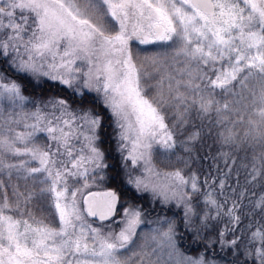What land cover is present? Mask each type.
Here are the masks:
<instances>
[{
  "label": "snow or ice",
  "instance_id": "snow-or-ice-1",
  "mask_svg": "<svg viewBox=\"0 0 264 264\" xmlns=\"http://www.w3.org/2000/svg\"><path fill=\"white\" fill-rule=\"evenodd\" d=\"M0 64L17 76L0 72V100L21 109L0 125V264H264V0H0ZM49 81L70 96L24 94ZM97 108L126 152L121 185L179 206L205 252L187 254L175 219L144 232L148 209L91 191L109 179ZM213 128L225 168L201 178L192 153Z\"/></svg>",
  "mask_w": 264,
  "mask_h": 264
},
{
  "label": "rangeland",
  "instance_id": "rangeland-1",
  "mask_svg": "<svg viewBox=\"0 0 264 264\" xmlns=\"http://www.w3.org/2000/svg\"><path fill=\"white\" fill-rule=\"evenodd\" d=\"M161 46L162 45H160V44H155V45H139V47H135L134 46V49L140 50V53H141L142 56H150V55H154L155 54V51L157 50V47L160 48ZM147 48H149V50H151V52L148 55H145L146 53H148V49ZM162 50H164V46H162V48L159 51H162ZM169 51H171V50L169 49ZM156 52H158V51H156ZM77 63L80 64L79 61ZM4 70H5V66L3 64H0V72H4V74L7 77L11 78V76L15 74L12 71H4ZM11 79H16V76H12ZM39 82L40 83H43L44 81H39ZM47 83L56 84L57 87H58L57 89L64 88V90H67L69 93H71V90L70 89H67L66 86L60 85L56 81H49ZM24 94L26 96H28L30 98V100H34L35 99V97H33L32 95H30V94H28L26 92ZM57 95L58 94L55 93V92L54 93H51V96L48 95L45 100H47L49 98H52V97H58ZM92 95H94V94H92ZM40 101L41 100H37V104H39ZM28 104H30V105L27 106ZM31 105H33V104L32 103H26L24 105V107H23V111L24 112H32V111H35V107L33 106L34 107L33 108ZM0 108H3V113H0V125L4 124V122L7 121L8 114L11 113L12 116H13V118L16 119V118H18L17 114L21 111V109H19V108H13L12 106H10V104L8 102L3 101V100H0ZM97 111H99L101 113V115L103 117V120H104V125H105V127L107 129V131H105V132H104L105 128L102 129V136H101V140L103 141V143L101 144V148H102V150L105 153V162L108 165H111L112 164L113 166H116L117 169L120 170L121 175H122V179H123L125 177V164L127 163V161L124 159V157L126 156V152L122 153L119 150L118 141H117V129L114 126L112 119L107 114L106 110L103 109V108H97ZM249 114H246V116H245L246 119L248 118V115ZM253 118H255V117H253ZM11 127H13L16 131H24L25 130L22 126H18V125H15V124H12ZM205 128H207V124H205ZM239 130L240 131H243V129H239ZM213 133H214V136H215L216 135V129L215 128H213ZM186 135H187V132L185 130H182L181 134H178L177 135L176 139H177L178 147L175 150L176 153H177V155L183 156L185 158H187V155H186V153H184L183 151L180 150L179 144H180V142L183 139L186 138ZM104 144H108L109 146L112 147V149H113L114 152H111V154L114 156V160H113V158L112 159H108L106 157V152H105L106 149H105ZM215 144H216V146L214 145V148L216 149V147H217L219 153L224 152V151H228V149L226 147H222L218 143V141L216 139H215ZM241 151L243 153H245V150L241 149ZM247 151H248V155H249V154H251V151L252 150L249 151V149H248ZM257 151H258V148H257ZM236 153H237V151H236ZM193 155H194V152L192 153V156ZM162 159H163V157H157L155 155V148H154L153 163H155L158 168H163L164 167V165L160 163V160H162ZM174 159H175V157H173V160ZM210 159H211V157H210ZM194 160L195 159L193 158L191 160V162H190L191 163V170L192 171H194V169H192V167H193V161ZM106 171L108 173L109 179L106 180V181H104V182H99L97 185H94L92 189H96V188H106L109 185V183L111 181V177L114 174L112 173V171H109L108 169ZM214 172H216V170ZM233 172H235V171H233ZM242 173H243V170H242ZM240 175H241V171H240ZM241 178H242L241 184H243V176H241ZM127 189H128V186L127 185H122V190H123L122 196L123 197H122L121 201L124 202V203H132V204H135V205L143 206L144 208L148 209L149 212H150V215H147L146 216V220L148 221V223H146L144 225H141V229L144 232L151 231L152 228L157 227V225L154 223V221L158 217L159 218H165V217L172 218V219H175L177 221V225H178V228H179V231H180V235L182 236V234H183L184 241H182V243L185 245L184 250L187 252L188 255L197 256L201 252H205L206 251L205 248H204V246L201 245V243L196 244V245H193V243H192V241L190 239V233L187 232L183 228V226L181 225V223H180L183 213H182V210H181V208L179 206H175L174 204L163 205V204H160L158 202L152 201V197H151V195L149 193H144V194H140V195L134 196L133 195V191H129ZM150 202L155 207V211H151ZM157 210L159 211V213H156L155 214V212ZM87 219H88V221L90 223H93V226H98V223L99 222H96L92 218H87ZM212 222L215 223V225H218L216 221H212ZM103 223L107 224L109 222H103ZM113 227H115V225H113ZM208 229H211V228H208ZM138 231H139V229H138ZM215 238L216 237H214V239ZM185 242H186V244H185Z\"/></svg>",
  "mask_w": 264,
  "mask_h": 264
},
{
  "label": "trees",
  "instance_id": "trees-1",
  "mask_svg": "<svg viewBox=\"0 0 264 264\" xmlns=\"http://www.w3.org/2000/svg\"><path fill=\"white\" fill-rule=\"evenodd\" d=\"M29 90H31L32 92H36V88H32L31 86H29ZM36 98H38V95H34ZM44 97V95H41L39 98L42 100ZM215 144V136L214 133L212 131L211 135H208L206 132L202 133V140L196 145L195 149L193 150L194 155L193 158L195 159L193 161V167L192 169H194V171L197 173V175H200L201 178H203L204 175L207 174V172L212 171L215 174V170L216 167H218L220 170H224L225 168V164L223 161V158L220 156V153L218 151V148L216 147V149L214 148ZM211 147V148H210ZM238 150L237 153L235 152L234 157L239 154ZM249 151H251V149H249ZM242 152V151H241ZM251 154H249L250 156ZM211 157V159H210ZM220 157V158H219ZM242 163H235L233 166L231 167L229 164V167L232 168L233 171H236V169L238 167H240ZM215 166V167H210V166ZM112 172L114 173V170H112ZM241 176H243L242 173V169H241ZM122 179V175L119 172V181ZM242 181V178H241ZM110 185H115V181L111 180ZM119 185L122 187L121 183L119 182ZM245 203H247V201H245ZM226 221V218H225ZM224 227L223 223H220L218 225H215V223L211 222V226L209 228L211 229H207L206 232L204 233L205 236L210 237L211 239H214V237H216V233L217 230ZM201 245H203V243L201 242Z\"/></svg>",
  "mask_w": 264,
  "mask_h": 264
},
{
  "label": "water",
  "instance_id": "water-1",
  "mask_svg": "<svg viewBox=\"0 0 264 264\" xmlns=\"http://www.w3.org/2000/svg\"><path fill=\"white\" fill-rule=\"evenodd\" d=\"M107 190H114V189L110 188V189H104V190H93V191H96V192H103V191H107Z\"/></svg>",
  "mask_w": 264,
  "mask_h": 264
}]
</instances>
